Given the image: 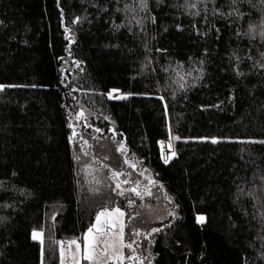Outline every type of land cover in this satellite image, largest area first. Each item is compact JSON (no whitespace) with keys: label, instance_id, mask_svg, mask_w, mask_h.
<instances>
[{"label":"trees","instance_id":"16d2710c","mask_svg":"<svg viewBox=\"0 0 264 264\" xmlns=\"http://www.w3.org/2000/svg\"><path fill=\"white\" fill-rule=\"evenodd\" d=\"M188 3L197 7L0 0V84L28 86L0 92V264H41L33 229L43 233V264H60L58 242L82 241L114 207L126 213V244L139 228L158 229L144 239L155 264H264V2ZM112 90L127 97L109 99ZM81 108L91 115L85 141H102L90 158L114 154L102 148L115 136L152 171L173 218L147 224L107 182L89 191L69 140ZM171 135L179 139L166 165L160 143ZM116 154L105 175L120 166Z\"/></svg>","mask_w":264,"mask_h":264},{"label":"rangeland","instance_id":"374dc122","mask_svg":"<svg viewBox=\"0 0 264 264\" xmlns=\"http://www.w3.org/2000/svg\"><path fill=\"white\" fill-rule=\"evenodd\" d=\"M109 93L107 95L108 98H109ZM111 94L113 97L112 99H123L121 97H127V95H124L120 93L119 91H111ZM89 116H91L90 113L84 110L83 118H81L80 120H77L76 115H75V118L72 121V125H73L72 132L74 129L75 132L77 133V135L75 136V140H74L75 150H76L75 155H76V158H78L77 161L80 162L81 171H82L81 174L85 178V182H86L87 187L89 188V191L93 194H96L98 193L99 189L103 185V182H107L108 184L110 183V185L112 184L113 193L117 194V196L120 199L128 200L130 202L129 205L132 211L136 213L137 215L144 217V219L147 221L146 222L147 224L164 222V221L169 220L171 217L173 218L176 215L174 212L175 210L173 208L174 204L172 200L171 202H169V198L163 194V191L161 187H159L158 184L151 182V181L155 182L152 171L149 168L138 166V164H136L131 158L129 159L125 156L124 151L123 152L118 151V149L121 147V142L115 136L111 137L110 140H108L110 144L104 145L102 148L103 150L105 149L104 151H106V148H109L110 150H112L111 148L113 146L114 154L111 151L106 153L105 158L99 159V162L94 161L92 157L90 158L89 156L90 150L93 151L94 154L100 153L99 151L100 145L95 144V141L99 143H101L102 141L100 142V140L97 139V137H94V141L86 140L88 144L87 143L85 144V137L83 133L85 128L82 122H85ZM176 141H177V137L171 135L167 141H163V149L161 148V143H160L161 155H162V151L165 156L170 155L168 145L171 144L172 145L171 151H174V145ZM108 145H111V148ZM82 148L84 149V152L81 151ZM85 152L87 153L86 155L84 154ZM115 153H118L116 154L118 159L120 158V164L118 165L122 166V168L121 170H118L120 166L117 168L116 166L112 168L113 169L115 168V170L117 169V171L115 172L123 173V175L119 176L118 178H111L112 177L111 171L108 173V175H105V173L110 168L109 162L117 161V158L115 159L114 157ZM126 160H127V163L125 162ZM96 164L103 165V166L98 167L96 166ZM129 165H135V167L133 168V167H130ZM88 173H91V174H88ZM125 180H127L128 183L126 184L123 183V181ZM96 181H99V183H97ZM117 183H120L119 189L116 188ZM137 184H138V190L141 193V196L139 197L130 191V189L133 187H136ZM121 192H123V195L120 194ZM148 193H151V195H149ZM114 209H119L121 212L124 213V216L122 219L125 224L126 213L119 207H114L108 210L112 211ZM95 222L96 220L94 221L93 225L95 224ZM137 230L140 232V235L134 234L136 241L135 243L132 244V249H134L135 251L133 252L132 249L125 248L122 250L123 254L126 257L135 255V256H142V258L147 257L149 256V254H151V264H155L153 262V254L151 251L150 244L144 241L145 237L147 239L153 233H155L153 232V228L148 229V230L139 228ZM87 231L85 234H87ZM124 231H125V227H124ZM103 239L104 238L101 237L100 242L97 244L98 252L103 251ZM69 241L71 240H67V241L62 240V242H64L63 246L65 249L64 264H72L71 256L75 250V245H72L71 248H69V244H68ZM35 242H38V241H35ZM77 242L80 243L81 255H82L83 239L82 241L77 240ZM58 250H59V262H60L59 243H58ZM129 261L131 262L132 260L126 259L124 263L129 262ZM80 264H89V262L81 259ZM144 264H148V261L145 260Z\"/></svg>","mask_w":264,"mask_h":264},{"label":"snow or ice","instance_id":"6c2138e0","mask_svg":"<svg viewBox=\"0 0 264 264\" xmlns=\"http://www.w3.org/2000/svg\"><path fill=\"white\" fill-rule=\"evenodd\" d=\"M162 2V0H157V3ZM199 2L203 3L204 0H199ZM249 3H252V0H248ZM264 2V0H262ZM212 3H215V0H212ZM237 3V0H233V5ZM189 8H196L197 4L196 3H188V0H185V5ZM127 7V6H126ZM139 8L140 11L147 12L148 11V0H139ZM206 11V10H205ZM235 11L239 13V9L236 8ZM191 15L193 16H199L200 12H192ZM214 15H221L218 11L214 9ZM229 16L232 15V13H228ZM242 15V14H240ZM153 24L156 23V18L153 16L148 17ZM206 19V17H205ZM80 18L77 17L73 20V23H79ZM137 26L142 27V23L140 20H137ZM117 27H123V25H118ZM193 27H196L194 24ZM262 31L260 32V36L262 39H264V25L260 26ZM177 30H180L179 26ZM254 28L250 25L249 27V33L254 32ZM69 31L68 28H65V32L67 33ZM218 31V30H217ZM237 35L239 36L240 33L238 32ZM66 39H69L68 36L65 37ZM253 39H255L254 36H252ZM262 57V62L260 64L261 68H264V53H261ZM201 63H203L201 61ZM194 71H202L201 69H193ZM238 76L244 75L242 72H237ZM201 78L200 76H197L196 79ZM183 79V77H181ZM16 87H28L27 85H5V84H0V92H3L5 88H16ZM31 87H37V85H31ZM181 87L183 88L184 85L181 84ZM75 90V89H73ZM112 91H117V90H112ZM112 94L111 92L109 93V99H112ZM121 98H126V97H121ZM162 99V98H161ZM167 111V109H166ZM84 117V110L81 108V110L76 114V119L80 120L81 118ZM107 119V117H105ZM69 128H72L73 125L70 123ZM88 126V125H85ZM96 131H99V129H96ZM77 133L73 129L72 135L69 137V140L71 141ZM177 139H179L177 137ZM85 143H87L85 141ZM211 143L216 144L218 143V140L216 138L211 139ZM264 143V142H261ZM161 148L163 149V142H161ZM168 149L170 152V155L165 156L162 151L161 159L164 161V163L167 165L170 160H172L175 156L176 153L174 151H171L172 145H168ZM82 152H84V149H81ZM118 151L123 152L124 151V146L121 145V147L118 149ZM85 155L87 154L86 152L84 153ZM78 159V158H77ZM127 163V160L125 161ZM130 167H135V165H129ZM91 174V173H88ZM15 175V173H13ZM123 175V173L119 172H112V177L111 178H118L119 176ZM99 183V181H96ZM152 183H155L154 181H151ZM123 183H128L127 180L123 181ZM116 188H120V183L116 184ZM131 192L136 194L138 197L141 196V193L138 190V184L136 187H133L130 189ZM123 195V192L120 193ZM151 195V193H148ZM249 195H251L249 193ZM169 202H171V199H169ZM171 215V213H170ZM123 216L124 213L121 212L119 209H114L112 211H109L108 209H105L101 212H99L96 217H95V224L90 227L87 231V234L83 237V253L81 255V246L80 243L77 242V240H71L68 242L69 248H71L72 245H75V250L71 256L72 264H80L81 259L86 260L89 262V264H124V261L126 259H131L132 261L135 262V264H144V261L147 260L148 264H151V254L149 256L140 258L138 256L132 255L129 257H126L123 254V249L128 248L132 249V244L135 243V241L130 242L125 244L124 242V227L125 224L123 222ZM0 222H3L2 218H0ZM196 222L198 224H203L205 222V217L202 215H198L196 217ZM158 231V229H153V232ZM135 235H140V232L137 230ZM103 237V251L98 252L97 251V244L100 242V238ZM31 238L33 241H38L41 245V264H43V233L38 232L37 230L33 229L31 233ZM60 245V264H64V259H65V249H64V242L60 241L58 242ZM133 252L135 251L132 249Z\"/></svg>","mask_w":264,"mask_h":264},{"label":"crops","instance_id":"0c3cea01","mask_svg":"<svg viewBox=\"0 0 264 264\" xmlns=\"http://www.w3.org/2000/svg\"><path fill=\"white\" fill-rule=\"evenodd\" d=\"M164 162V161H163Z\"/></svg>","mask_w":264,"mask_h":264}]
</instances>
